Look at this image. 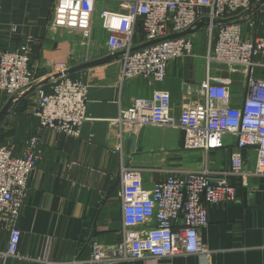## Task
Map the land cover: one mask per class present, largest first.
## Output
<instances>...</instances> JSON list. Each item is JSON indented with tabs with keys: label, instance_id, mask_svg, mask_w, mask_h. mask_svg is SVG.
I'll use <instances>...</instances> for the list:
<instances>
[{
	"label": "built area",
	"instance_id": "obj_1",
	"mask_svg": "<svg viewBox=\"0 0 264 264\" xmlns=\"http://www.w3.org/2000/svg\"><path fill=\"white\" fill-rule=\"evenodd\" d=\"M261 0H118L117 10L98 13L107 33V53L122 52L120 81L141 77L162 82L167 65L193 51L190 34L164 38L183 32L207 20V63H216L244 79L242 98L237 105L228 83L214 80L208 73L199 83L202 98L183 103L178 115L171 106L170 94L156 90L149 98H136L131 106L119 109L117 123L126 129L139 125H170L183 132V148L207 152L223 146L226 135L235 138L229 172L246 184L247 175L264 177V20L258 33V15H264ZM95 0H55L51 25L79 30L89 40ZM224 23H213L217 20ZM246 26L250 32L245 31ZM137 29L142 40L136 41ZM14 32V27L11 28ZM162 40L132 50L155 39ZM49 75L69 66L55 63ZM30 64L29 41L13 51L0 52V92L7 98L40 81ZM87 83L61 75L34 92L31 114L40 129L78 137L87 118ZM254 147L252 171H245L244 150ZM0 143V228L7 231L5 251L0 259L21 257L17 227L20 210L28 191L29 177L42 150L38 135H31L18 154ZM122 211V239L105 246L91 241L85 259L71 264H114L121 260L145 259L156 264L162 257L209 253L200 230L208 223L206 205L234 201L236 187L225 177H211L206 168L186 170L183 176L168 173L146 188L141 168L121 163L119 173ZM45 264H61L45 261Z\"/></svg>",
	"mask_w": 264,
	"mask_h": 264
},
{
	"label": "crops",
	"instance_id": "obj_2",
	"mask_svg": "<svg viewBox=\"0 0 264 264\" xmlns=\"http://www.w3.org/2000/svg\"><path fill=\"white\" fill-rule=\"evenodd\" d=\"M54 1L0 0V52L13 51L29 41L30 64L40 79L48 77L53 69L56 72L55 63L71 67L107 54V33L98 13L118 9V0H95L87 40L79 30L51 25ZM256 19L258 33H262L264 15ZM197 31L205 32L207 39L205 27ZM137 32L135 40L140 42L141 29ZM205 49L170 61L162 82L141 77L120 81L119 57L69 74L84 80L88 88L87 118L78 137L40 129L38 120L27 115L28 136L38 135L42 153L29 177L17 220L21 257L0 259V264H45L46 260L71 264L74 259L89 256L92 240L105 246L120 242L121 163L141 168L146 188L168 173L183 176L186 170L203 168L211 177L223 176L236 187L234 201L206 205L208 223L200 235L208 254L162 257L156 264H264V177L247 175L246 184H242L239 175L229 172L235 150L232 135L224 137L222 147L207 152L187 150L180 146L181 130L177 127L145 124L126 129L116 121L119 109L131 106L136 98L151 97L156 90L169 92L173 113L178 115L183 103H196L202 98L199 83L207 73L214 80L228 83L233 104L237 105L243 94L242 75L207 63L204 53H208V43ZM197 59L200 65L195 67ZM33 98L34 93L22 98L26 107L33 105ZM6 99L0 92V107ZM255 157L254 147L244 150L245 171H252ZM7 236V231L0 228L1 252L6 249ZM114 264L148 263L134 259Z\"/></svg>",
	"mask_w": 264,
	"mask_h": 264
},
{
	"label": "water",
	"instance_id": "obj_3",
	"mask_svg": "<svg viewBox=\"0 0 264 264\" xmlns=\"http://www.w3.org/2000/svg\"><path fill=\"white\" fill-rule=\"evenodd\" d=\"M264 0H261L259 4L263 3ZM227 20H217V21H213V23H224ZM208 24L207 20H201L197 23H195V25L183 32H179V33H174L171 34L167 37L164 38H175V37H179V36H184V35H188L191 33L196 32L197 30H199L202 27H205ZM163 38H159V39H155L153 41H149L146 42L138 47H134L132 48V50H136L139 49L141 47H145L148 46L150 44L156 43L160 40H162ZM122 52H116V53H107L101 57H98L96 59H91L88 61H84L80 64L74 65L69 67L68 69L64 70L63 72H58V73H54L52 75H49L48 77H45L44 79H41L40 81H38L36 84H33L27 88L21 89L19 91H16L15 93H13L12 95H10L5 103L2 105V107L0 108V125H2L7 118L10 116V114L12 113L13 108L17 105V103L24 97L29 96L31 94H33L38 88H41L43 86H45L46 84H48L51 80L56 79L58 77H60L61 75H69L72 72L78 71V70H82L91 66H95L104 62H107L111 59H115L117 58ZM183 132H181V141H180V146L183 147ZM132 139H133V143H134V136L132 135Z\"/></svg>",
	"mask_w": 264,
	"mask_h": 264
},
{
	"label": "rangeland",
	"instance_id": "obj_4",
	"mask_svg": "<svg viewBox=\"0 0 264 264\" xmlns=\"http://www.w3.org/2000/svg\"><path fill=\"white\" fill-rule=\"evenodd\" d=\"M192 45H193V50L195 52H203L206 50L205 48L207 47V39H206V34L205 32H194L191 33L190 35ZM207 57V53L205 55L204 53V59ZM207 60V58H206ZM196 66L200 65V60L195 61ZM205 66V63H204ZM203 68V67H202ZM34 99V98H33ZM35 100H31V104H34ZM32 107V106H31ZM31 107H26L24 113L27 115H32L31 114ZM1 108V107H0ZM16 114H11V117H9L8 122L3 124V127L0 131V141L6 144H12V139L16 137L23 138L21 142H25L28 139V124H29V118L28 116L24 115H19L18 117H15ZM16 132V133H15ZM19 134V135H18ZM27 136V137H26ZM20 142V143H21ZM22 143V144H23Z\"/></svg>",
	"mask_w": 264,
	"mask_h": 264
},
{
	"label": "trees",
	"instance_id": "obj_5",
	"mask_svg": "<svg viewBox=\"0 0 264 264\" xmlns=\"http://www.w3.org/2000/svg\"><path fill=\"white\" fill-rule=\"evenodd\" d=\"M30 59H31V56H30ZM25 109H26V100L25 99H21L18 103H17V105L13 108V110H12V113L11 114H16V116L15 117H18L19 115H24L25 113H24V111H25ZM26 116H27V114H25ZM33 116V115H32ZM34 117V116H33ZM35 119H36V117H35ZM6 122H8V118H7V120L3 123V124H5ZM3 124L2 125H0V131H1V129H2V127H3ZM16 133V132H15ZM19 135V134H18ZM28 135V134H27ZM27 137V136H26ZM30 137V136H29ZM23 140V138H19V137H16L15 139H14V137H13V139H12V144H6V143H3V142H1L0 141V143H2V144H5V145H8V146H11L13 149V154H18V152H19V149H20V147H21V145H22V143L23 142H21ZM21 142V143H20Z\"/></svg>",
	"mask_w": 264,
	"mask_h": 264
}]
</instances>
